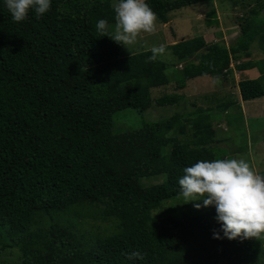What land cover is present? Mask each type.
Here are the masks:
<instances>
[{"label":"trees","instance_id":"16d2710c","mask_svg":"<svg viewBox=\"0 0 264 264\" xmlns=\"http://www.w3.org/2000/svg\"><path fill=\"white\" fill-rule=\"evenodd\" d=\"M211 1L146 0L160 24ZM228 1L234 14L224 25L239 28L234 42L193 37L166 46L168 62L149 61L150 50L122 55L110 38L117 0H51L46 13L29 10L22 21L0 0V264H261L264 236L223 237L215 208L160 212L181 196L185 166L247 150L240 103H205L114 131L122 111L142 114L183 99L174 93L154 101L152 88L175 81L184 89L204 77L235 82L232 62L259 76L239 72L240 98L264 97V59L252 58L257 42L264 48V0ZM208 16L210 27L219 24L215 9ZM98 18L104 31L95 28ZM213 99L210 105L221 100ZM221 118L233 126L234 151L219 145Z\"/></svg>","mask_w":264,"mask_h":264},{"label":"rangeland","instance_id":"374dc122","mask_svg":"<svg viewBox=\"0 0 264 264\" xmlns=\"http://www.w3.org/2000/svg\"><path fill=\"white\" fill-rule=\"evenodd\" d=\"M230 7L231 3L228 0H212L208 3H196L174 11L170 13V21L166 24H160L159 20L156 19L154 32H141L138 35L137 40L134 43L127 45V48L120 44L121 53L125 56L135 52L147 51L151 50L152 46L159 45L161 43L165 44V46H171L193 37H203L207 43L224 42L229 46L239 35V28L237 26L224 25V22H226V24H231L232 22V19L227 21L229 14H234V11H230ZM210 9H215L219 18V24L213 25L212 27H210L207 23L209 20L208 13ZM114 29L115 24L111 27V31L113 33ZM262 46L263 45L259 44V42L253 46V59H264V48ZM168 50L170 55L165 57L163 60L170 62V60L173 59V54H171L170 49ZM231 66L234 68L236 74V76H233L235 82L231 81V79H225L222 77L213 79L210 77H204L190 81L184 89H178L175 81H171L160 87L152 88L151 98L154 101L165 94L174 93L183 95V99L177 105L160 107L153 103V106L142 114L134 110L122 111L116 116L114 131L118 130L117 126H119V123L123 124V130L127 129V127L137 129L141 126L143 121H158L164 118H169L174 114L189 113L194 110L195 107L202 106L205 103V106L208 105L214 107L217 103L220 104L226 101H235L241 104L242 112L245 117L244 126L248 137V147L246 151H237L232 153V156L233 158H242L246 160L259 173L264 171V140H259L257 138L261 130V133H264V97L251 102L242 101L236 82L240 78L257 77L258 74H244L246 71L241 72L233 62ZM176 67L181 68L182 66L181 64H178ZM173 68L170 67L168 71L171 72ZM242 73L243 75L241 76ZM257 78H259V76ZM228 95H230V97ZM214 97L220 98L221 100L217 102L213 101L210 105L208 102L214 100ZM229 111L231 110L229 109ZM223 118H221V126L223 129L219 130V136L223 137V141H220L219 145L227 148L229 151H234L237 149L238 145L231 143L228 139L229 136L234 135V133L230 130L233 126L228 127ZM235 134L240 135L239 132H236ZM252 135H255L256 137L255 142L253 141V138L255 137H251ZM154 183H157V180H154ZM179 198L182 200L184 199L179 196L165 201L161 207L163 210L160 212L166 216L175 217L178 216V214L194 213L200 209L211 210L212 208H215L214 206H203L202 200L192 202L183 201L182 203V200L180 201ZM187 203H190V205ZM196 203H200L201 207H194V204ZM7 252L8 251L4 254ZM10 254L11 253L9 252L7 255ZM1 261L2 264H4L3 262H5V264H13V261L6 260L5 258ZM261 264H264V260Z\"/></svg>","mask_w":264,"mask_h":264},{"label":"clouds","instance_id":"9594fccd","mask_svg":"<svg viewBox=\"0 0 264 264\" xmlns=\"http://www.w3.org/2000/svg\"><path fill=\"white\" fill-rule=\"evenodd\" d=\"M2 2L14 21L24 20L29 10L39 18L51 4V0ZM113 7L115 29L110 38L115 42L127 48L141 32L155 31L156 13L146 0H117ZM95 28L104 31L106 20L98 18ZM150 51L149 61L163 60L170 55L163 43L152 46ZM182 171L177 181L180 195L186 202L202 200L203 206H214L223 237L259 239L264 236V174L242 158L198 160ZM194 207L200 208L201 204L196 203ZM213 237L220 239L221 233L214 231Z\"/></svg>","mask_w":264,"mask_h":264},{"label":"crops","instance_id":"0c3cea01","mask_svg":"<svg viewBox=\"0 0 264 264\" xmlns=\"http://www.w3.org/2000/svg\"><path fill=\"white\" fill-rule=\"evenodd\" d=\"M253 75H256V74H253Z\"/></svg>","mask_w":264,"mask_h":264}]
</instances>
